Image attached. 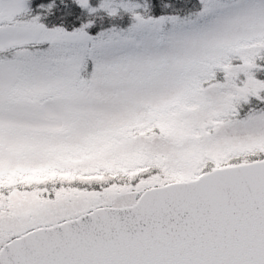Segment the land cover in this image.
I'll return each instance as SVG.
<instances>
[{
  "label": "snow or ice",
  "instance_id": "obj_1",
  "mask_svg": "<svg viewBox=\"0 0 264 264\" xmlns=\"http://www.w3.org/2000/svg\"><path fill=\"white\" fill-rule=\"evenodd\" d=\"M0 264H264V0H0Z\"/></svg>",
  "mask_w": 264,
  "mask_h": 264
}]
</instances>
